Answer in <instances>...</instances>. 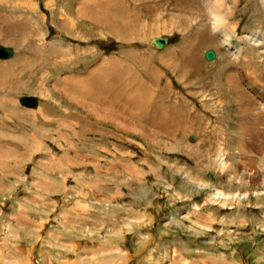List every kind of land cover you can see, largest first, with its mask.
<instances>
[{
    "label": "rangeland",
    "instance_id": "obj_1",
    "mask_svg": "<svg viewBox=\"0 0 264 264\" xmlns=\"http://www.w3.org/2000/svg\"><path fill=\"white\" fill-rule=\"evenodd\" d=\"M176 1L167 0L165 3L161 0L165 5L153 15L156 26L159 23L157 18L165 19L169 11H173ZM30 2L34 9L24 3L22 5L24 19L25 16H32V23L35 24L33 28L37 33L33 32L31 36H14L6 30L0 33L1 37L4 35L7 39L12 35L15 37L13 42L0 41V44L14 52L11 59L42 58L45 63L42 65L44 68L41 67V71L37 70L31 77L22 70L18 82L14 80L15 84L24 86L21 92L20 88L2 87L4 93H0V122L6 118L5 108L13 105L8 108L11 110V119L4 121L5 125L0 124L6 126L10 134L9 137L0 138V186L12 188L9 194L0 195V264H264V196L263 201L258 202L250 194L253 199L245 208L238 207L237 203L232 207H229L231 204L210 206L207 199L210 190L199 191L196 186L198 181L210 183L224 191L243 193L244 190H240V187L230 188L224 175L212 169L207 171L202 168L204 165L199 167L197 157L176 147L174 141L152 135L151 138L148 126L144 128L150 130L137 127L140 132L135 129L136 126L131 125H136V122L127 120V123L122 121L126 124L124 129L116 127L109 122L111 118L103 121L97 111L86 110L93 109L85 108L87 106L84 104H72L71 98L61 93L60 88L56 89V86H63L66 76L86 75L91 67L104 59L124 62L121 68L124 72L131 69L148 82L150 77L141 70L139 64V61L144 60L143 68L152 66L158 73L153 82L157 85L151 97L153 101L157 97H166L159 92V89L165 88L170 102L177 100L174 103L177 105L180 100L186 99L192 107V118L201 114V125L209 121V128L215 126L221 130L222 125L218 122L221 115L207 110L197 91L208 90L211 94H217L222 102L220 110L226 106V113L231 114L227 115L225 125L233 131L228 135L231 145L237 146L241 132H246L242 134L250 142L245 144L244 157L251 156L246 166L252 171L256 169L258 156L264 153V135L257 134L255 128L243 129L246 123L243 120L250 114L246 104L253 107L254 102L250 95L247 96V92L245 95L235 94L238 91L234 88L231 94L229 87L224 89L226 81L223 73L232 69L241 72L243 84L258 102L255 94L264 98V55L251 56L250 51L246 50L247 55L244 51L232 63L230 54L226 52L227 46L217 34L221 29L216 27L213 30L209 23L219 6L201 4L199 0L196 5L190 4L194 7L201 4V8H204L199 7L202 19L207 20L205 35L215 37L217 41L200 46L196 69L187 67L184 72L176 71L171 64H163L161 57L170 54L169 51L179 57L180 51L177 48L182 45L184 36L189 37L193 30L197 32L203 29L200 24H194L192 18H188L187 23L183 21L182 30L170 27L168 32H164L154 29V24L145 20L144 11L140 10V13L138 9L140 21L145 20L146 25H143L148 30L138 29L129 38L130 41L126 37H110L104 34L106 32L102 27L96 26V29L90 22H87V26L75 27L85 28L86 32L92 30L88 32L91 36L83 34L84 30L80 33L89 37L84 41L77 36L71 37L58 23L62 19L59 17L61 9L66 5V11L72 13L70 11H73L75 0ZM7 6H12L11 2L6 3V6L0 4V12L5 11L9 15L12 11L19 13L16 7L9 9ZM128 6L130 9L132 4L129 2ZM221 9L225 14L226 26L232 31L236 30L237 36L253 34L264 40L263 0H226ZM108 30L112 32L110 28ZM139 31H145L147 35L140 39L138 37L142 34ZM117 32L125 35L123 29ZM159 36L170 39V44L160 51L152 44V40ZM56 41L68 45L69 51L62 49L59 52L62 54L47 62L45 56H42L43 53L47 54L44 46ZM243 43L236 38L232 39L234 49L245 48ZM207 50H214L215 59H204L203 54ZM260 58L261 63L257 62ZM11 59L0 60V63H7ZM55 64L56 67H53ZM197 74L203 79L194 82L191 78ZM48 76L50 78L47 79ZM253 76L263 78L254 83L250 81ZM149 82H152L151 79ZM25 88H29V91ZM34 91H40L41 94ZM22 97L38 99L41 107L34 109L30 108L32 106H22ZM120 100L126 102L124 97ZM137 111L139 113V108ZM43 115L45 118L41 119ZM42 127L47 130H42ZM20 135L24 137L23 142L17 138ZM195 135V132L185 134L186 142H182L181 146L188 144V140ZM202 140L203 134L200 142ZM241 168L243 165L236 164L237 170ZM185 176H190L194 184H189ZM256 183H260V177L252 179L250 186L243 188H250L252 192ZM44 202H48V206L43 207ZM195 205L198 207L195 208ZM171 218L178 219V223H171ZM34 221L40 229L33 232ZM88 230L95 233L92 235Z\"/></svg>",
    "mask_w": 264,
    "mask_h": 264
},
{
    "label": "bare ground",
    "instance_id": "obj_2",
    "mask_svg": "<svg viewBox=\"0 0 264 264\" xmlns=\"http://www.w3.org/2000/svg\"><path fill=\"white\" fill-rule=\"evenodd\" d=\"M187 1L188 0H186V2ZM199 1L201 2V4H205V5L208 4V5H212L214 7L219 6L218 12L214 11L213 17L211 20H209L210 21L209 23H210L213 30L216 27L218 29H221L220 33L217 32V34L220 35V37H221L220 40L223 39L222 40L223 44L225 46H227L228 49L226 52H228L227 54H230L229 59L232 60V63H233V60L239 59V55L242 56L244 51H245L246 55L248 53L247 51H250L249 53L251 56H253V54L264 55V42H263L264 40L260 39L259 38L260 36L257 37V35L254 36L253 34L252 35L251 34H245L243 36H237L236 32H235L236 30L232 31V29H230L226 26L225 14L223 12H221V10H222L221 8H222V6L226 0H214V1H212V0H199ZM8 2H11L12 6H7V7L9 9H11L10 7H13V8L16 7L15 9H18L19 13H16V11H12V10H10V11H12V13L10 15L5 11L0 12V33H2V30H6L8 33H10V34L12 33L14 36H17V34H19L21 36H23L24 34L25 35L27 34V35L31 36V35H34L33 32L37 33L36 32L37 30L33 28L35 24L32 23L33 22L32 16H30V15L25 16L26 20L24 19V12H23V7H22L23 3L25 5H28L27 6L28 8L34 9L31 5L30 0H26L25 2L23 0H10V1L9 0H0L1 5L4 3L6 6V3H8ZM133 2H134V0H133ZM181 2L182 1L179 0V1H176L174 3V7L172 8L173 11L172 12L169 11V14H167V17L165 19H164V17L157 18V20L159 19V23L157 24V26L154 22V20H156V19L153 16L154 13H156V11L155 12H149V11L142 10V11H144V15L146 18L145 20L148 22H152L154 24V27H153L154 29L158 28L159 31L168 32L170 27L175 28L177 30H182L181 27L184 26V24H182L183 21L185 20L187 23V21L189 22L188 18H192L193 19L192 22L194 24H200L201 28L204 29V27L207 26L205 23V21H207V20L202 19V17H201L202 16L201 9H204V8H201V4H200V6L194 7L192 4H189L190 3L189 1H188L189 3H181ZM32 4H34V3H32ZM74 4L75 5L73 6V11H70L72 13H69V11L67 12L65 7H68V6L64 5V7L61 9V12L59 14V17L62 19H59V21H58L61 29L63 28L65 30V32L67 34H69L71 37L77 36L78 39H81V40L83 39L84 41L88 40L89 37H87V36L85 37L84 35L80 34L85 28H78V29L75 28L77 25L87 26V22H90L91 24H93L95 26V28H96V26H98L99 28L102 27L104 29V32H106L104 34L110 35V37L113 36L117 39L120 36L122 38L126 37V40H129V41H130L129 38L134 36V32L137 33L138 29L144 30L143 28H146V27H144L146 25L144 22L145 20L143 22L140 21L141 15L139 14V12H137L138 10L134 11L133 9H130V12H129L130 6H128L129 4L127 2H117V1H108V0H75ZM194 5H196V4H194ZM144 7H145V5H144ZM20 9L22 11H20ZM140 10H141V8L139 9V11ZM140 13H141V11H140ZM226 15H227V13H226ZM36 23H37V21H36ZM143 24H145V25H143ZM147 25H149V24H147ZM108 28H110L112 30V32H110L108 30ZM86 29L88 30V28H86ZM119 29L120 30L123 29L125 31L124 36L122 34H120L119 32H117ZM146 29L148 30V27ZM203 29H201V30L199 29V31H197V32L195 30H193L194 32H191L193 34L190 35L189 37L184 36V41H183L182 45L179 48H177L180 51L179 57H176L172 51H169L170 54L168 53V54H166L167 56L164 55L161 57V62L163 64H166V63L171 64L176 71L178 70V72H180V71L184 72L187 67L195 68V65L197 64V60L199 59V54H200L199 50H201V48H199V47L207 45V44L211 45L212 43L217 41L215 37L206 36L205 35L206 30L205 29L203 30ZM235 29H236V27H235ZM151 30H153V29H151ZM208 30H210V28H208ZM89 31L91 32L92 30L89 29ZM89 31L86 32L84 30L83 34L86 33L85 35H88ZM93 32H95V31H93ZM140 32H141L142 36L140 35L139 37L138 36H135V37H138L141 39L142 37L147 35L145 33V31H139V33ZM38 33H39V30H38ZM100 33H102V32L100 31ZM111 33L114 34L115 36L111 35ZM13 35H12V37H10L8 39L5 38L4 35H2V37L0 36L1 37L0 41L6 42V43L8 41L11 42L15 38V37H13ZM89 35L91 36V34H89ZM208 35H210V34H208ZM37 36H38V34H37ZM44 36H45V34H44ZM103 36H105V35H102V37ZM217 38H219V37H217ZM233 38H236V40H238L240 42H244L245 48L234 49V46L232 44ZM90 39H92V38H90ZM166 42H167L166 44H168V39H166ZM166 46L167 45L163 46L162 49L165 48ZM69 48L70 47L68 45H65L62 41H56V42H53L51 45L47 46V44H46L44 46V49L47 51V54L43 53L42 56H45L46 61L49 62L52 59L58 57L59 54H62V53H59V52H61L60 50H62V49L66 50L67 49L69 51ZM229 49H234V51L231 52V50L229 51ZM66 51H64V52H66ZM30 52H36V51L31 50ZM13 55H14V52L11 56H9L7 58H1L0 60L11 59L13 57ZM70 55H71V53H70ZM215 57H216V55L214 53V59H215ZM257 58H259V56ZM134 60H137V58H134ZM211 60H213V59H210V61ZM246 60H248V59H245L244 61H246ZM252 62H256V61H252ZM257 62L261 63L262 62L261 58H260V60H257ZM143 63H144V60L139 61V64L141 65V68H142L141 70L145 71L147 73L148 77H150L148 79V82L141 79L140 75H138V73H136L135 71H133L131 69H127L128 71L124 72L125 70L121 69L122 66H124V62L121 63L120 61H117L115 59L114 60L113 59L112 60L104 59L99 64H96L95 66L91 67L88 70V72L86 73V75H88V77L86 75H80V76H76V77L66 76V78L64 79L63 86H61V85H60V87L56 86V89L60 88L59 90L61 93H64L65 96H68L69 98H71L70 100H71L72 104H74V105H76L77 103L79 105L84 104L87 106L85 108H92L93 109V110H90V109H86V110H88L90 112H96L97 111V114L101 115V118H103V121L104 120L108 121V119L111 118L109 120V122H111V124L116 126V127H120L122 129H124V127L126 125L124 123L125 122L127 123V120H129L132 123L136 122V125L131 124L133 126H136V128H135L136 130H138L137 127H141L142 129H145L144 126H148L151 129L150 130L147 127L150 130L151 134H149V136L151 138H152V136H155V137H159L160 139L165 138L169 141H174V143H177L176 147H178L179 149H185L186 151L191 152L192 156L197 157L198 166L204 165V167H202L203 169H205L207 171H208V169H210V170L212 169L214 172H217V173H220L221 175H224L226 177L225 180H227V183L229 184L230 188L238 189L237 187H240L241 188L240 190H244L243 193L240 191H230L229 189H228L229 191H224L220 188H217V187L210 185V183L208 184L207 182L198 181L196 183V186H197L199 191H204L206 189L210 190V192L208 193L209 194L208 198H207L208 202L210 203L209 204L210 206H217V205L229 206L231 204L229 207H232L233 205H236V203H237L238 207L245 208V205L249 204L250 199H253V198H251L250 194H252L255 198H257L258 202H262L263 201L262 197L264 196V153H262V154L260 153L261 155L258 156V161L255 163L256 169L252 170V171L249 170V168L246 166V164H247V160H249L251 156L246 155V157H244L245 144H247V141H248L246 138H248V137H244V135L242 133L245 132L243 129H249L250 130L252 128H255L258 130L257 134H259L261 136L264 135V98H262L260 95L255 94V96L259 99V101L256 102L253 99L252 95L247 91L246 85L243 84L244 78L241 75V72H239L238 70L232 69L230 71H227V72L225 71L223 73L224 74L223 76H224L225 81H226L225 82L226 88H224V89H227V87H229L230 88L229 91H231V94H232L234 88H236V90L238 91V92H235V94L239 93V95H245L248 93L247 96L250 95L249 97L254 102V103H252V101H250L253 104V107H252V105L250 106V104H246L247 109L250 112V114L248 113L249 116L247 118L249 120H247L246 118H245V120H243L246 122L244 128L242 129L243 132H241V136L239 135L240 136L239 139L237 138L238 139L237 146L236 145L232 146L231 145V138H228V137L230 136V134H232L233 131L228 126H226L227 129L225 127V125L227 124L226 117H227V115L230 116L231 114L229 112L226 113V111H227V110H225L226 106L224 107V110H220L222 102L220 103L221 99L218 96H216L217 94H215V95L211 94L210 92H208V90H205V89H204L205 91H203V90L197 91V93H198L197 95L200 97L201 101L205 103L204 105H205V107L207 106L206 107V108H208L207 110L212 111L213 113H218L221 115L219 120H218L219 124L222 125L221 130H218L215 126H212V129L209 128L208 127V125H210L209 121H205V125H201V118H202L201 114H198L197 116L192 118L190 116V113L192 111V107L189 105V103L187 102L186 99L181 98L182 100H180V102L177 105L174 104L177 100H175L174 103H173V101L170 102V97L165 94L166 93L165 88H164V90L159 89V92L161 93V95H165L166 97H163L164 99H162L158 95L160 98L157 97L153 101L151 97L154 94V92H153L154 88L157 86L153 82H155V77H157L158 73L152 66H151V68H146V69L143 68L142 67ZM0 64L2 65L0 67V93H4L3 92L4 90H2V87L5 89H8V88L9 89H13V88L19 89L20 88L19 91L21 92V90L24 89V86L22 84H20V85L15 84L14 80H16V82H18V77H20L19 74L22 72V70H24V72L29 77H31V75L36 73L37 70H40L42 65L45 63H44V59H42V58H40L39 60H33V59H29L26 57V58H24V60H20V59L13 60V59H11L7 63L3 62ZM262 64H264V63H262ZM53 67H56V64L53 65ZM42 68H44V67H42ZM178 72H176V73L178 74ZM50 75H52V74H50ZM181 75L182 74H180V76ZM193 77L194 78H191V79H193L194 82L200 78L198 76V74L193 76ZM48 78H50V77L48 76L47 79ZM252 78H253V80L250 79V81H253L254 83H258L263 78V76H259V77L253 76ZM150 79L152 82H149ZM201 79H203V78H200V80ZM220 86L223 87L222 85H220ZM263 87H264V85H263ZM25 89H26V91H29V88H25ZM219 90H220V88H219ZM166 91H167V93L169 92L168 89ZM34 92L36 94H39V95L41 94L40 91H34ZM219 92L220 91H218V94H220ZM221 94H223V93H221ZM226 94H227V92H226ZM4 96H5V94H4ZM227 96H228V94H227ZM253 96H254V94H253ZM121 97L125 98V101H126L125 103H123L120 100ZM236 97H234V98H236ZM234 98H231V99H234ZM225 99H227V98H225ZM231 99H229V101H231ZM240 100H242V99H240ZM20 103H21V99H20ZM223 103H224V99H223ZM232 103H233V101H232ZM234 103H235V101H234ZM243 104H244V102H243ZM21 105L24 106L22 103H21ZM39 105H41V103L37 99L35 106L30 107V108L36 109V108L41 107ZM215 105H217V107ZM9 107H13V105L10 104L9 106H7L5 108L4 115L6 116V118H4L2 120L3 122H0V124L5 125L4 121H9L11 119V117H10L11 110L8 109ZM25 107H27V106H25ZM81 107H82V105H81ZM27 108H29V107H27ZM138 108H139V113L137 111ZM76 111H77V109H76ZM55 112H57V111H55ZM64 113H66V111ZM223 113H225V114H223ZM23 114H25V113H23ZM30 114L33 115L34 113L31 112ZM71 117H73V116H71ZM44 118H45V115L41 116V119H44ZM67 118H69V117H67ZM32 120H34V119H32ZM71 120H72V118H71ZM122 121H125V122L123 123ZM223 121L225 122L224 124H223ZM80 125H81V123H80ZM210 129H211V131H210ZM42 130H47V129L42 127ZM94 130H95V128H94ZM149 130H147V131H149ZM35 131H38V129H36ZM138 131H140V129ZM42 132H44V131H42ZM133 132H136V131H133ZM192 132L197 133V135H195V137L193 136L191 139H189L188 144L181 146L182 142H186L185 134L192 133ZM137 134H139V133H137ZM202 134H203V140L200 142V138H201ZM180 135H182V137H180ZM9 136H10V134H9L6 126L0 125V138L1 137L6 138ZM144 136L146 137V135H144ZM17 138L19 140H22V142L24 141L23 140L24 137H22V135L18 136ZM62 140H64V139H62ZM151 140L152 139H150V141ZM196 142H197V144H196ZM249 142L250 141H248V143ZM30 145L32 146V148L34 147L33 144H29V146ZM25 147H27V146H25ZM0 153H1L0 155L2 156L1 151H0ZM251 154H253V153H251ZM253 160H255V159H253ZM111 162H112V160H111ZM238 163L243 165V168H241L240 171L237 170L238 167L236 169V164L238 165ZM115 169H118V168H115ZM12 171L13 170L11 168V172ZM128 172H129V170H128ZM187 177L186 178H187L188 183L194 184L192 182V178L190 176H187ZM257 177H260V183H258V184L256 183V185H253L256 187L253 188L252 192L250 191L251 190L250 188H243V187H249L250 183L252 182V179L255 180ZM11 189L12 188H6L4 186H0V195H1V193L3 195H6ZM45 202L43 204V207L48 206V205H46L48 202L47 203H45ZM194 207L197 208L198 206L195 205ZM234 207H236V206H234ZM242 208H241V210H242ZM170 221L174 225H176L178 223V219H175V218H171ZM38 226L39 225L36 224V222L34 221V224L32 226V231L34 232V231H37L38 229H40V227L38 228ZM88 233L93 235L95 232L88 230Z\"/></svg>",
    "mask_w": 264,
    "mask_h": 264
},
{
    "label": "water",
    "instance_id": "obj_3",
    "mask_svg": "<svg viewBox=\"0 0 264 264\" xmlns=\"http://www.w3.org/2000/svg\"><path fill=\"white\" fill-rule=\"evenodd\" d=\"M152 42L158 47V48H162L167 42H166V38L165 37H156L152 40ZM13 54L12 49L5 47L4 45L0 44V59L1 58H7L9 56H11ZM204 57L207 60L210 59H214V53L212 50H207L204 53ZM37 102L36 98H31V97H22L21 98V103L24 106H35Z\"/></svg>",
    "mask_w": 264,
    "mask_h": 264
},
{
    "label": "crops",
    "instance_id": "obj_4",
    "mask_svg": "<svg viewBox=\"0 0 264 264\" xmlns=\"http://www.w3.org/2000/svg\"><path fill=\"white\" fill-rule=\"evenodd\" d=\"M108 1H117V2H123V1H125V2H127L128 4H129V2H130V4H132V7L130 8V9H133L134 11L135 10H138V9H140L141 8V10H144V11H151V10H158V8H162L164 5H165V3L167 2V0H164L165 1V3H162L161 2V0H134V2H133V0H129V1H127V0H108ZM179 1V0H178ZM180 1H182L181 3H194V4H198L197 3V0H188L187 2H186V0H180ZM152 2H154V4L152 5L151 3ZM189 3V4H190ZM143 6H141V5ZM144 5H145V7H144ZM118 7V6H117ZM140 7V8H139ZM119 8V7H118ZM145 8V9H144ZM130 9H129V12H130ZM160 37V36H159ZM162 37V36H161ZM164 37V36H163ZM166 38H168L167 36H165ZM168 40H170L169 38H168ZM160 51V50H159Z\"/></svg>",
    "mask_w": 264,
    "mask_h": 264
}]
</instances>
